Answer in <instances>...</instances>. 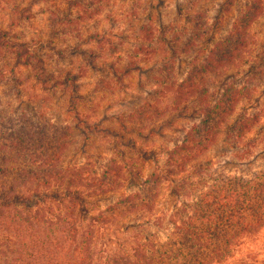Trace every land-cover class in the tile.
Segmentation results:
<instances>
[{"label": "rangeland", "instance_id": "374dc122", "mask_svg": "<svg viewBox=\"0 0 264 264\" xmlns=\"http://www.w3.org/2000/svg\"><path fill=\"white\" fill-rule=\"evenodd\" d=\"M245 1L234 0L233 6L223 16L217 39L228 30L232 20L237 16L238 9ZM9 2L7 4L4 0H0V28L9 29L10 20H17L19 23L10 31L11 34H15L12 37L14 41L27 44L37 52L41 49V57L44 62L50 64L52 72L76 71L81 62L89 61L81 59L79 53L71 50L76 42L74 38L62 34L70 26L52 27V22L54 24L55 21L51 20L49 12L56 13L57 10H64L65 0H44L43 2L10 0ZM113 2L115 3L114 23L111 24L104 19L107 13L104 10L91 20H83L75 25L79 28L81 38L85 42L95 33L100 34L99 36L106 33L105 42L103 41L100 45L95 42H90L88 45L82 41L79 42L86 45L83 50L90 49L100 53V49H104L101 59L95 62H106L107 66L114 64L118 70L126 67L128 62H137L141 67L143 66L142 69L133 70L128 76L118 72L117 77L122 81L110 82V87L104 89L96 87L100 74L97 71L87 70L86 75L77 83L80 86L81 96V99L77 101L80 121L75 120L74 113H68L73 103L68 95H63L61 92L51 95L38 92L39 87L35 86L33 72L30 69L21 70L17 76L19 83L15 84L10 82L11 75L6 72L2 76L3 80H0V124L4 125L7 119L9 122L17 116L22 119L23 115L26 117V122L23 125L16 123L17 128L12 130L9 126L7 127L5 135L13 134L11 141L0 137V189L11 188L14 184L16 193L27 196L26 194L33 190L31 184L34 181L28 180L26 183L28 190L24 192V188L18 183L19 170L30 168L38 175V179L39 176L44 175L43 168L38 170L36 166L44 167L49 164L48 159V163L44 165L41 163L47 157L40 155V159L33 157V165L28 167L26 153L33 155L42 153L49 156L56 152V158L60 159V165L64 169L83 167L85 173L86 170L89 173L93 172L96 177L104 172L109 159L112 158L125 165L126 178L123 177L119 189L86 199L85 212L80 213L73 220L80 237L75 245L72 244L66 257L58 255L57 260H54L53 256L49 259L41 258L43 254H47L46 251L34 255L36 247L30 243L27 232H30L29 229L32 226L35 227L36 218H28V221L35 224L0 223V264H37L36 259H39V264H82L85 261L82 257H75L72 249L82 242L81 235L90 228L95 231H93L94 239L89 250L88 264H117L116 262L119 261L135 264L136 259L132 254L131 244L133 240L146 242L145 250L159 253L162 251L161 246L164 248L171 237L172 224L177 226L181 223L187 224L193 214L194 205L201 196L206 194L208 188L220 184L227 175L243 180L261 176L264 168V80L257 87L252 99L239 103L230 120L232 123L238 115H252L254 112H259L257 117L259 123L252 128L251 132L245 134L241 141H237L232 133L229 138H226L225 133L230 132L227 130L229 126L221 129L219 137L209 146L205 154L189 163L181 173L174 175L173 179L163 181L157 187V198L154 200L151 211L145 209L142 213H123L126 206L118 205L121 199L127 194H138L143 198H149L153 191L149 189L150 184L144 186L145 179L152 178V175L158 177L168 161L167 151L183 139L184 133L191 125L195 127L196 124H200V117L193 113V109L182 115L167 113L166 116L163 115L164 117H158L157 114L160 111L166 113L165 107L169 105L173 95L171 89L158 92L160 86H154L151 81V76H154L157 71L160 72L159 76L156 74L158 78L162 82L166 81L165 72L162 73L166 62L168 67L170 64L173 65V79L181 80L188 69V62L197 53L196 48L189 55H180L175 60H170L168 57L170 53L168 51L163 53L160 48L150 59L141 57L134 60L129 55L134 46L135 31L144 23L146 16L153 15V23L157 27L166 29L163 34L165 39L172 38L181 44L189 29L192 28V25L187 26L186 23L194 10H205L207 22L212 24L214 15L217 14L215 5L223 4L224 1L199 0V4L194 9H189L185 5L188 0H113ZM134 6L137 9L136 18L130 14ZM15 9L16 13H14ZM193 22L191 21V24ZM169 23L171 26H167ZM54 30L58 32L56 36H54ZM162 33L157 30L156 34ZM251 37L256 44L249 52L245 63L240 64L238 69L226 70L222 76L211 77L209 90L214 89L215 99L220 96L222 84L229 79L235 82V85L246 84L244 80L250 75L254 62L264 67V14L252 26ZM48 46L52 49L49 50ZM56 52H62L63 57L60 58ZM145 52L144 49L143 53ZM106 73L107 68L101 74ZM14 86L17 88H13ZM17 91L21 92V95L18 96ZM157 92L160 93V99L158 98L154 103L155 107L150 110L147 105L155 100ZM208 102H213V99H209ZM138 108L140 110H137ZM141 110L144 112L142 117L134 116L133 119H128V115L132 112L137 111L139 115L142 114ZM86 115L89 121L87 126L81 123ZM26 123L32 124L26 127ZM48 123L50 126L47 127ZM12 143H15L13 149ZM132 173L136 180L131 177ZM1 193L3 192L0 191ZM18 202L14 204L15 208L10 209L20 213L25 212L19 200ZM106 208L113 209L115 218L108 223H103L110 224L103 233L90 218ZM39 210L41 211V208ZM52 214L50 213L47 217L49 220L52 219ZM40 222L39 224H42ZM39 228L45 232L41 238L42 236L54 238V224L51 226L42 224ZM260 243L264 248V235ZM45 248L48 250V246ZM48 254L50 255L49 251ZM72 255L75 260H71L74 258Z\"/></svg>", "mask_w": 264, "mask_h": 264}, {"label": "trees", "instance_id": "16d2710c", "mask_svg": "<svg viewBox=\"0 0 264 264\" xmlns=\"http://www.w3.org/2000/svg\"><path fill=\"white\" fill-rule=\"evenodd\" d=\"M9 1L4 0L7 4L10 3ZM40 1L43 2L44 0ZM198 1L188 0L185 5L189 9H194L199 4ZM223 1V4L215 5L217 14L214 15L212 24L207 22V12L205 10H194L186 23L187 26L192 25V28L189 29L181 44H178L172 38L165 39L163 34L166 29L157 27L153 23V15L146 16L144 23L135 31L133 38L135 42L129 55L134 60L141 57L150 59V57L156 55L155 52H158L159 48L163 53L168 51L170 60H175L180 55H189L196 48L197 53L188 62V69L181 80L176 81L173 79V65L170 64V67H168L166 62L163 65L164 71L162 70V73L165 72L166 81L162 82L158 78L159 71L153 73L154 76H151V81H153L154 86H160L158 92L161 93L164 89H171L173 95L169 105L165 107L166 113L160 111L157 114L158 117H164L167 113L182 115L193 109V113L200 117V124H196L195 127L191 125L184 133L183 139L167 151L166 158H168V161L160 171V175L158 177L152 175V178L145 179L144 186L150 184L149 189L153 191L149 198H143L138 194H127L121 199L118 205L126 206L123 213H142L145 209L151 211L154 200L157 198V187L163 181L173 179V176L181 173L189 163L205 154L209 146L215 143L219 137L221 129L229 126L230 128H227V130L230 132L225 133L226 138H229L232 133L237 141H241L245 134L251 132L252 128L259 123V120H257L259 112H254L252 115H238L232 123H230V120L235 114L239 103L243 100H250L254 96L257 87L264 80V67L254 62L250 69V75L244 80L246 84L243 86L235 85V82H231V79H229L228 82L222 84L219 92L220 96L216 99L214 89L209 90V83L213 78L212 76H222L226 70L238 69L240 64L245 63L249 52L256 44V42L253 43L251 37V28L264 14V0H246L243 6L238 9L237 16L232 20L228 30L222 37L217 39V35L220 34L218 31L223 16L233 6L234 2V0ZM65 3L64 10H57L56 13L49 12L51 20L55 21L54 24L52 22V27L70 26L62 34L74 38L76 42H74L71 50L79 53L81 59H88L89 61L81 62L76 71L60 70L57 73L52 72L50 64L44 62L41 57V49L37 52L27 44L14 41L12 37L15 34H11L10 31L19 22L11 19L9 29L0 28V80H3L2 76L8 72L11 75L10 82L19 83L17 76L21 73V70L30 69L33 72L35 86L39 87L38 92L49 95L61 92L63 95H68L73 101L68 113H74L75 120L80 121L77 101L81 99V96L80 86L77 83L86 75L87 70L97 71L100 74L96 87L99 86L104 89L110 87V82L122 81L117 77L118 72H121L123 76H128L133 70L140 71L143 66L141 67L137 62H128L126 67L118 70L114 64L107 66L106 62H95L97 59H101L103 48L100 49V53L90 49L83 50L90 42H95L98 45L103 41L105 42L106 33L103 36L95 33L85 42L81 38L79 28L75 25L83 20H91L104 10L107 12L104 19L110 21L111 24L114 23L113 10L115 9V3L113 0H65ZM15 11L16 9L14 13H16ZM130 14L133 18L137 17L135 6ZM179 17L181 18V15ZM158 19L160 18L158 17ZM191 21H194L193 24H191ZM167 26H171V23ZM157 30L159 33H163L156 34ZM53 33L54 36L58 34L55 30ZM79 41L86 43V45L84 46ZM48 49L51 50L52 48L48 46ZM144 49L146 50L145 53H143ZM56 55H60V58L63 57L62 52H56ZM140 63L145 64L147 62ZM105 68H107L106 74L109 76L101 74ZM16 86L18 87V85ZM16 86L13 88L16 89ZM158 92L155 100L147 105L150 110L155 107L154 103L158 98L160 99V93ZM17 95H21V92L17 91ZM211 98L213 102H208ZM141 113L139 115L137 111L132 112L128 115V119H133L134 116L142 117L144 112L141 110ZM25 122L26 117L24 115L22 119L18 116L13 117L9 122L7 119L4 125L0 124V135H2L0 137L11 141L13 134L5 135L7 127L9 126L12 130L17 128L16 123L23 125ZM81 123L85 126L88 125L87 115ZM31 124L26 123V127ZM48 126H50L49 123ZM11 145L13 149L15 143ZM39 155L47 157L41 162L43 165L48 163L47 159L50 162L44 167L41 165L36 166L38 170L43 168L45 173L42 177L39 176L38 179V175L30 168L19 170L18 183L24 188V192L28 190L26 185L28 180L34 181L31 184L33 190L27 193V196L16 193V185L14 184L11 185V188L5 189L2 187L0 189L3 192L0 194V223L17 224L22 222L35 224V222L28 221V218H36L35 227L32 226L29 229L30 232H27L30 243L36 247L34 255L46 251L47 254H43L41 258L49 259L53 256L54 260H57L58 255L68 256L70 247H72V244L75 245L78 237H80L73 220L80 213L85 212L86 199L119 189L127 171L124 164L112 158L109 159L104 172L98 177L95 176V173H89L87 170L85 173L83 167L64 169L60 165V159L56 158V152L50 154L51 156H45L42 153L36 155L26 153L28 167L33 165V157L40 159ZM131 177L136 180L133 173ZM18 200L22 206L21 208L25 210L23 213L10 209L15 208L14 204L19 203ZM194 206L193 214L187 224L181 223L180 226L172 224L171 237L164 248L161 246V252H148L144 249L146 242L133 240L131 244L133 246L132 254L136 259V263H134L264 264V248L260 243V239L264 235V168L261 176H253L248 180L227 175L220 184L208 188L206 194L203 197L201 196ZM39 208H41V211ZM33 211L35 212L33 213ZM50 213H53L51 220L47 218ZM114 218L113 209L106 208L90 220L96 223L94 225L104 233V230L110 224L103 223H108L109 220ZM39 222L48 226L54 224L53 239L46 236L41 238V235L45 232H42V229L39 228L42 225ZM93 231H95L93 228L86 229V233L81 235L82 242L72 249L73 255L78 256V258L82 257L85 264H88L90 259L89 250L94 239ZM46 246H48V250L45 248ZM75 257L71 260H75ZM36 261L39 264V259H36ZM116 263L129 264L125 261Z\"/></svg>", "mask_w": 264, "mask_h": 264}]
</instances>
